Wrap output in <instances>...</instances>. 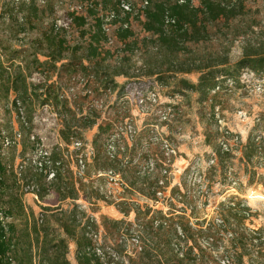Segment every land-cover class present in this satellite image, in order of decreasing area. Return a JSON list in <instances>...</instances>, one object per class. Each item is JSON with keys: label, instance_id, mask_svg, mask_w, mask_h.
<instances>
[{"label": "rangeland", "instance_id": "obj_1", "mask_svg": "<svg viewBox=\"0 0 264 264\" xmlns=\"http://www.w3.org/2000/svg\"><path fill=\"white\" fill-rule=\"evenodd\" d=\"M48 1L55 5L54 16L49 14V6L38 4L47 10L46 18H52L55 24L58 20L69 25L66 16L73 10L86 17L87 23L81 29L73 28L72 23L66 29L76 45L87 42L89 27L96 16H104L101 11L108 12L114 7L113 0H95L103 8L96 15L90 9L91 0ZM234 1L231 7L221 6L237 13L212 22L210 28L207 25L210 39L189 42L187 49L180 51L182 62L194 68L197 62H209V55L214 54L227 57L229 64L234 65L246 52L263 49L264 0ZM200 6L199 1L194 4V7ZM129 19L135 38L141 42L138 50H128L130 57L133 59L136 50L141 51L140 57L146 60L150 77L140 78L138 87H133L136 77L127 67L126 75L114 77L115 84H125L122 97L134 89L155 88L158 103L145 113L133 95L129 100L121 99L117 91L103 96L97 94L95 106L91 108L95 111L91 112L93 117L98 116L96 123L82 126L73 135L93 146L99 124L106 122L103 120L116 123L114 129L111 127L112 132L130 125L137 131L136 137L131 139L125 129L117 143L124 148L119 157L127 154L130 162L123 165L106 158L108 153L104 152L103 142L111 132L107 133L108 127H104L107 131L94 147L97 158L85 155V174H79L75 147L70 142L66 145L59 133L65 121L60 114L55 116L59 108L53 104H46L50 109L44 108L38 101L32 106L27 104L28 108L36 106V111L33 123L26 126L17 115L14 96L0 99V134L13 141L8 144L0 138V158L21 172L20 184L17 183L21 186L26 210L33 211L39 221L43 218L68 244L67 250L58 246L46 254L9 253L4 264H85L89 253L104 264H264L263 75L256 71L252 75L246 68L242 69L232 85L226 82L224 92L212 93L216 96L212 101L196 91L174 94L173 84L177 79L167 84L156 79L159 72H164L167 55L172 50L163 46L160 54H155L150 50L151 43L161 41L158 42L157 35L144 31L143 16ZM46 26L47 23H39L32 37ZM147 36L146 47L142 37ZM114 37V44H101L114 53L106 61L111 68L118 67L120 56L117 54L120 44ZM171 72H175L173 68ZM200 74L199 70L184 71L175 78L197 82ZM30 81L43 84L40 75L30 77ZM56 86L59 91V82ZM89 101L91 98L83 95L77 100L83 111H87ZM163 112L169 120L162 119ZM249 138L259 145L251 159L252 154L246 155ZM50 150V160L53 156L59 158L72 171L68 177L79 188L78 199L64 198L53 184L47 187L43 199L24 190L27 179L46 188L47 182L34 162L44 161L45 152ZM109 167L114 168L113 173L105 170ZM6 179L13 176L8 175ZM154 190L160 192L154 195ZM74 210L78 241L66 236L62 228V222L69 220ZM173 230L176 238L172 242Z\"/></svg>", "mask_w": 264, "mask_h": 264}, {"label": "trees", "instance_id": "obj_2", "mask_svg": "<svg viewBox=\"0 0 264 264\" xmlns=\"http://www.w3.org/2000/svg\"><path fill=\"white\" fill-rule=\"evenodd\" d=\"M40 2L44 7L49 6L47 9L50 10V15L54 13L55 5L54 3H49L48 0H0V99H9L11 95L14 96L13 104L17 115L21 118V124L26 126L33 123L36 111V106L34 109L32 107L28 108L27 104L31 105L35 101H38L39 106L53 104L56 108H59L57 113L65 118L63 129L59 130L61 139L65 144L67 143L66 145H68V142L73 144L76 140H82L74 137V131L78 133L77 131L82 126L83 128L88 127V123L94 125L98 116L93 117L92 113L95 111L89 107L90 101L87 105V111H83L84 109L77 102L78 99L74 104H71L66 98H61L56 86L57 83L61 80H70L77 71H81L84 74L94 73L99 87L106 89L111 84L120 97L124 94L126 87L125 84H115L114 77L126 75L125 70L127 67L132 72L135 65V55L131 59L128 50L131 49L132 52L135 49L138 50L141 42L135 38L132 29H116L114 35L120 44V50L117 52L120 56L119 62L116 64L118 67L111 68L106 61L114 53L104 49L101 45L102 42H107L108 37L103 29L104 18L102 16H96L95 22L89 27L90 36L87 42L76 45L71 42L72 36L68 34L66 29L57 27L52 18H46L48 12L39 6L38 3ZM120 2L121 0H113L112 4L114 7L110 10H119ZM190 3L171 4L164 0H150V5L143 11L144 31L147 34L149 33V35H157L158 42L159 40L161 41L158 43V51L152 49L154 43H151L150 50L155 54H160L163 46L172 50L167 55V64L164 72H159L156 76L157 81L161 84L164 82L167 84L169 81L177 79L173 84L174 94L196 91L205 99L209 96V100L212 101L216 97L212 94L213 91L216 94L224 92L226 90V82L229 83L228 80L230 79L234 83L236 81L234 78L244 68H251L264 77V45L261 50L246 52L234 65L229 64L227 57L214 54L209 55V62L203 61L202 64L197 62L194 68H190L187 62H182L179 58L180 51L183 52L182 50L188 47L189 42L194 43L199 40H205L206 42L210 39L211 31L210 29L208 30L207 25L210 28L212 22L221 17L230 18L237 13V11L224 8L216 0H201L202 6L200 7H194ZM90 9L95 11L96 15L100 10H103L102 4L100 8V2H95V0H91ZM103 11H101L103 15H106L107 12ZM167 12L176 18V23L170 26L168 32L165 31L164 23ZM129 15L125 16V20L130 18ZM69 16L72 17L73 28L76 26L81 29L87 23L86 17L79 14L76 10L69 12ZM41 22L47 23V26L39 35L32 37L31 33L36 31L38 24ZM148 38V36L142 37L146 42V45H143L146 47L149 43L147 41L149 40ZM139 52L143 54L141 51ZM40 56H44V58L42 59ZM20 58L21 60L18 62ZM144 62L146 68L143 74L145 77H150L146 60ZM172 68L175 71L174 73L171 72ZM197 70L201 73L197 82H192L184 77L175 78L178 73ZM34 72L43 73L46 76V82L34 84V82L30 81V77H32ZM50 80L52 82H49ZM137 81H140V78L134 80L133 87H138L136 85ZM84 97L90 98L89 96ZM18 103L24 108L23 114L19 110ZM91 118L92 120H90ZM103 121L106 122L99 124V132L92 145L94 148L97 140L108 129L107 133H111L108 134L107 141L103 142L104 152L106 153L109 138L111 139L116 134L115 131L112 132V128L114 129L116 123L108 120ZM104 127L108 128L105 129ZM0 138L8 144L13 142L9 136L4 134H0ZM34 142L36 141L34 140ZM258 148L259 145L255 144V140L249 138L246 145V150H248L246 155L252 154L249 159L252 158L253 153L258 151ZM75 152V156H77L79 151L76 148ZM105 155L109 162H121L123 165L131 160L127 154H123L122 157L117 154L114 158H110L107 154ZM93 158H97L95 154ZM1 159L0 264H4L5 258L9 253L32 256L35 253H49L58 246L63 250H67L68 244L65 237L58 236L49 223H44V220L40 222L33 211L29 212L26 210L22 192L19 188L21 186L18 185V183L20 184L18 174L10 164L3 163ZM52 159L53 162L59 161V158L54 156ZM64 164L66 165V163ZM55 169L57 171L56 177L49 183L46 180L47 176L36 168L47 182L46 188H40L39 198L43 199L47 193V187L53 184L57 187V192L64 195V198L69 196L73 199H78L79 188L73 178L68 177L72 172L69 166L64 172L57 166ZM112 169L114 168L109 167L105 170ZM8 175H12L13 179H6ZM29 180L27 179L26 181ZM159 192V190H154V195ZM76 214L77 212L74 210L69 214V220L66 218L62 222L63 232L66 236L73 239H76L77 236ZM85 264L104 263L96 255L89 253L85 256Z\"/></svg>", "mask_w": 264, "mask_h": 264}, {"label": "built area", "instance_id": "obj_3", "mask_svg": "<svg viewBox=\"0 0 264 264\" xmlns=\"http://www.w3.org/2000/svg\"><path fill=\"white\" fill-rule=\"evenodd\" d=\"M167 1L171 4H185L189 3L192 6L201 0H164ZM220 2L223 6L231 7L233 3L235 2L234 0H216ZM138 3L139 6L136 7L135 4ZM150 5V0H121L119 4V10H110L106 13V15L102 16L104 18V23H103V29L107 34V44H114L115 42V37H114V32L118 28H123V29H132L131 27V22L130 19L125 20V16L127 14H130V18L137 16V15H142L144 16V9L147 8ZM67 19H69V22L72 23V17L69 16V12L67 13ZM69 23V25H70ZM165 31H169L170 26L174 25L176 23V18H174L172 15H170L168 12L165 15ZM68 22L65 24H60L59 21L57 20L56 26L59 28H68ZM113 32V33H112ZM112 34V35H111ZM152 49L154 51H158L159 45L158 44H153ZM141 53L136 52L134 56V69H132V73H134L136 78H144L145 75L143 74V71L146 68V64L144 62V59L140 57ZM247 73H252V75H255V71L252 69L246 68L245 69ZM244 71V70H243ZM244 73V74H247ZM34 75H40V79H43V83L46 82V76L41 73V72H34ZM229 83L232 85L233 82L229 79ZM60 85V90H59V96L61 98H66L67 100L70 101L71 104H74V102L80 97L81 95L83 96H89L91 98V102L89 103V107H94V101L99 94L100 96H103L107 93H111L112 91H117L114 90L112 85L110 84L108 88L103 89L99 87V84L96 83V77L94 73H89V74H84L81 71H77L71 78L70 80H64L59 82ZM261 85V84H260ZM155 88H145V89H134L128 93H126L122 98L126 99H131V95L134 96L135 102L137 105H139L141 112H150L151 107H153L155 104L158 103V93L154 91ZM215 92V91H213ZM95 95V96H94ZM97 102H99L97 100ZM101 103H103V100H101ZM44 108L50 109V105H45ZM219 108V107H218ZM217 108V109H218ZM22 106H19L20 112L23 114ZM52 111L54 108L51 109ZM58 116L57 111L54 112ZM245 115V114H244ZM162 119L163 120H169V117L166 115L165 112L162 113ZM58 123V119H57ZM58 127V125H56ZM126 129V131H125ZM127 132L131 139H134V137L137 135V131L131 127L130 125L127 127L120 126L118 128V131L116 134L111 137V141L107 146V153L110 158H114L121 150H123L122 145H118L117 143L119 142V137L121 136L120 133H125ZM118 138L116 139V137ZM59 137V135H58ZM237 138V137H236ZM118 140V142H116ZM60 141V140H59ZM58 145L63 146L61 142H59ZM74 147L79 151L76 160H77V166H78V173L79 174H85V168H86V160H85V155L88 157H94V148L91 145L86 144L83 142V140H76L73 142ZM167 144H165L166 146ZM51 150L48 152H45V158L44 161L39 160L38 162H34V166L41 170L47 177L46 180L50 183L53 181L56 177L57 171H56V166L60 168L63 172L66 170V165L62 162V160H59L57 162H53L50 160ZM47 158V159H46ZM45 168V169H43ZM110 173H113L112 170ZM18 175L21 174V172H17ZM26 183L23 188L26 192H32L35 197H39L38 193L40 192V186L34 181H27L24 182ZM43 218L40 220L42 222Z\"/></svg>", "mask_w": 264, "mask_h": 264}, {"label": "bare ground", "instance_id": "obj_4", "mask_svg": "<svg viewBox=\"0 0 264 264\" xmlns=\"http://www.w3.org/2000/svg\"><path fill=\"white\" fill-rule=\"evenodd\" d=\"M160 225H162V224H157V226L158 227H160ZM162 227H163V225H162ZM175 232H176V230H173V234H172V236H171V241L173 242V240L176 238V234H175Z\"/></svg>", "mask_w": 264, "mask_h": 264}, {"label": "crops", "instance_id": "obj_5", "mask_svg": "<svg viewBox=\"0 0 264 264\" xmlns=\"http://www.w3.org/2000/svg\"><path fill=\"white\" fill-rule=\"evenodd\" d=\"M181 54H179V57H180Z\"/></svg>", "mask_w": 264, "mask_h": 264}]
</instances>
